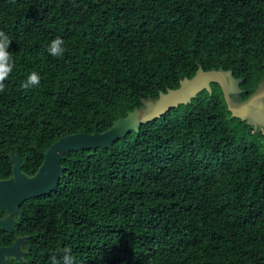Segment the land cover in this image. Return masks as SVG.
Masks as SVG:
<instances>
[{"label": "trees", "instance_id": "1", "mask_svg": "<svg viewBox=\"0 0 264 264\" xmlns=\"http://www.w3.org/2000/svg\"><path fill=\"white\" fill-rule=\"evenodd\" d=\"M0 31L15 62L0 93V180L12 154L32 176L59 138L106 131L199 68L232 71L241 99L264 77V0H0ZM57 37L62 58L46 50ZM33 71L39 86L22 88ZM253 131L211 84L109 150L66 153L58 186L22 206V264L62 248L74 264H264Z\"/></svg>", "mask_w": 264, "mask_h": 264}, {"label": "water", "instance_id": "2", "mask_svg": "<svg viewBox=\"0 0 264 264\" xmlns=\"http://www.w3.org/2000/svg\"><path fill=\"white\" fill-rule=\"evenodd\" d=\"M264 67V65H263ZM242 79H236L232 71L212 69L203 71L199 68L191 78L180 80L176 89L160 92L155 99L142 101L140 108L128 112L126 117L114 121L106 131L94 129L92 132L70 133L51 144L44 154V161L38 171L29 176L22 172V162L18 155H11L12 176L7 180H0V206L9 213L6 219H0V228L12 229V216H22L21 204L32 198L46 196L58 186L59 180L66 170L61 165L64 155L85 149H111V145L123 139L130 132H140L144 124L159 119L172 108L188 105L202 91L211 92V84L219 86L227 111L250 127H258L264 131V77L258 81L254 91L241 100ZM23 238L15 240L11 248L0 249V263L7 257L13 256L22 262L17 249Z\"/></svg>", "mask_w": 264, "mask_h": 264}, {"label": "clouds", "instance_id": "3", "mask_svg": "<svg viewBox=\"0 0 264 264\" xmlns=\"http://www.w3.org/2000/svg\"><path fill=\"white\" fill-rule=\"evenodd\" d=\"M11 43V38L5 32L0 31V93L5 92L7 87L5 82L8 80L15 67L12 54L8 51ZM64 43V40L60 37L52 40L46 49L48 54L55 58H62L66 51ZM40 80V75L33 71L27 76L26 80L22 82L21 87L24 89L35 88L39 86ZM57 255H59L60 259L57 258ZM50 264H74V257L71 249H58L57 254L51 256Z\"/></svg>", "mask_w": 264, "mask_h": 264}, {"label": "flooded vegetation", "instance_id": "4", "mask_svg": "<svg viewBox=\"0 0 264 264\" xmlns=\"http://www.w3.org/2000/svg\"><path fill=\"white\" fill-rule=\"evenodd\" d=\"M240 97H241V95H240ZM245 99H241V100H245ZM25 203H23V204H25ZM23 204H21V206L19 207L21 212H22V216L15 214L11 217L12 221H13V224L11 225L12 229L0 228V249L11 248L14 246L15 240L23 238V241L20 243V245L17 249V252L19 253L22 262L17 261L15 259V257L10 256V257H7L4 260V262H2L0 264H22V263H25V259H26V256L28 254V252L26 250V242H27L29 235L25 234V232H23V230L20 231L19 228L18 229L16 228L20 224V219H22V217H23V209H22ZM0 208H1L0 209V219H6L7 217H9V213L7 212V210L1 206H0Z\"/></svg>", "mask_w": 264, "mask_h": 264}, {"label": "built area", "instance_id": "5", "mask_svg": "<svg viewBox=\"0 0 264 264\" xmlns=\"http://www.w3.org/2000/svg\"><path fill=\"white\" fill-rule=\"evenodd\" d=\"M253 128H254V131H253L254 135H255V133H257L258 131H260L258 127H253ZM262 132H263V143H264V131H262Z\"/></svg>", "mask_w": 264, "mask_h": 264}]
</instances>
